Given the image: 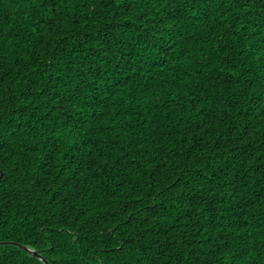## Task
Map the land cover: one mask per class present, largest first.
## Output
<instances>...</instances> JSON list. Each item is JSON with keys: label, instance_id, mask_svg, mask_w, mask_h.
Masks as SVG:
<instances>
[{"label": "trees", "instance_id": "1", "mask_svg": "<svg viewBox=\"0 0 264 264\" xmlns=\"http://www.w3.org/2000/svg\"><path fill=\"white\" fill-rule=\"evenodd\" d=\"M0 242L264 264V0H0Z\"/></svg>", "mask_w": 264, "mask_h": 264}, {"label": "water", "instance_id": "2", "mask_svg": "<svg viewBox=\"0 0 264 264\" xmlns=\"http://www.w3.org/2000/svg\"><path fill=\"white\" fill-rule=\"evenodd\" d=\"M1 243H7V242H0V244ZM8 243H13V242L8 241ZM18 246L20 248H22L23 250L27 251L29 254L35 256L36 258H38L42 263L48 264L47 261L45 259H43L34 249L26 247V246H23V245H19V244H18Z\"/></svg>", "mask_w": 264, "mask_h": 264}]
</instances>
